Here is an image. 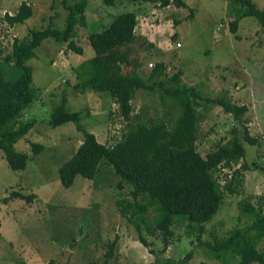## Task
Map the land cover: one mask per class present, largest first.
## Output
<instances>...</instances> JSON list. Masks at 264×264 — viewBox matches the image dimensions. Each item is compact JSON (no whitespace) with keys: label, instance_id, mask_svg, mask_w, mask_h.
Wrapping results in <instances>:
<instances>
[{"label":"rangeland","instance_id":"1","mask_svg":"<svg viewBox=\"0 0 264 264\" xmlns=\"http://www.w3.org/2000/svg\"><path fill=\"white\" fill-rule=\"evenodd\" d=\"M73 1L0 0L1 46L9 51L14 38L29 37L31 30L47 27L62 30L65 7ZM184 1L186 8L168 6V9H162L149 1L119 0V7L115 10L128 12L124 8L133 7V14L138 10L143 13L141 21L136 19V24L146 23L149 29L158 33L159 45L166 50L163 55L155 46L142 52L133 47L130 57H141L138 70L146 74L152 64L163 61L167 65L165 71L168 76L180 70L181 81L195 86L204 97L216 98L225 93V99L233 105L250 103V107L255 105L260 108L263 104L264 108V78L263 87L255 85L248 95L241 86L233 87L229 83L220 93V80L217 78L235 64V58L244 63L249 56L264 57V30L253 18L246 17L240 20L237 33L232 34L230 23L241 14L240 7L233 0ZM22 2L32 9L31 17L22 24L9 26L5 16L16 14ZM252 2L264 12V0ZM108 7L102 0H93L87 7L85 14L93 24L89 22L86 27H77L73 37L82 53L74 52L67 42H57L48 37L27 62L32 67L30 88L35 100L21 118L27 122L34 120V124L14 144L18 151L29 153L24 169L12 170L0 150V264H50V260L53 264H104L106 243L115 235L118 238L114 254L105 264H158L157 259L179 260L189 251L191 258L188 262L191 264H223V258L217 257L210 245L215 239L226 238L250 223L252 214L242 210V204L254 207L260 204V213L264 214V156L260 155L264 154V140L262 137L260 140L264 129L260 125L256 129L253 128L255 125H247L249 135L255 137L258 144L250 145L244 141L246 152L243 160L219 169L214 175L222 186L238 169L240 183L235 186L234 192L220 189L223 202L212 219L205 222L204 233L199 237L201 242L197 240L195 230L188 231L184 223L173 224L171 244L162 254L149 251L150 248L162 247L158 239L150 238L152 244L142 246L132 226L120 220L116 201L125 197L129 186L120 180L106 161L99 163L93 179L76 175L68 187L59 182L58 167L72 155L83 139L72 122L49 126L50 114L61 99L63 109L78 112L79 124L95 133L100 142H114L124 129L117 106L112 104L106 93L89 89L83 92L73 88L85 79L83 63L93 52L87 34L98 33L103 27L106 29L109 26L107 15H115L114 10ZM100 18L102 22L98 24ZM180 41L182 47L178 48L175 43ZM223 61L228 62L226 68H223ZM127 69L125 66L124 70ZM237 82L243 80L238 78ZM243 83L248 88L255 84L251 78L250 83ZM131 106L141 120L166 122L169 126L179 115V106L174 105V100L169 96L161 98L157 89L136 90ZM256 112L254 109L248 116L252 115L259 122ZM236 124L231 113H225L220 106L213 107L199 123L198 152L204 156L214 150L218 142L231 138L230 129ZM238 127L239 135H242L243 127ZM33 142L41 144L39 152L31 151ZM243 162L248 169L241 170ZM12 192L25 194L30 201L13 199ZM3 200L7 202L3 203ZM146 214L151 217L150 210ZM254 245L264 254V235L254 239ZM238 259L239 256L235 255L228 261L236 264Z\"/></svg>","mask_w":264,"mask_h":264},{"label":"trees","instance_id":"2","mask_svg":"<svg viewBox=\"0 0 264 264\" xmlns=\"http://www.w3.org/2000/svg\"><path fill=\"white\" fill-rule=\"evenodd\" d=\"M102 1L111 6L115 0ZM142 1L153 2L159 8L187 7L184 0ZM233 1L240 7L241 14L230 23L232 34L237 33L240 20L246 17L253 18L264 30V12L258 10L252 0ZM87 3L88 0H75L67 4L62 30L51 27L31 30L29 37L14 38L9 51H5L0 43V150L12 170H21L26 166L29 153L18 151L14 144L34 124V120L27 122L21 118L35 100L30 88L32 67L27 62L35 56V49L48 37L57 42H67L74 52L82 53L73 37L77 27H86ZM31 15L32 9L26 2H22L16 14L6 15L5 20L9 26H15L24 23ZM134 25L135 15L125 12L114 17L103 31L88 33L87 41L93 52L83 63L85 79L73 86L75 90L84 92L89 89L106 93L110 97L112 104L117 106L119 118L124 122V129L118 138L112 143L98 141L94 133L79 124L78 112L63 109V99L53 108L48 124L55 127L69 121L83 135L82 142L57 169L60 184L63 187L70 186L76 175L93 179L99 163L106 161L120 180L129 186L125 197L116 201L115 208L120 220L132 226L142 246L151 245L153 240L150 238L158 239L162 247L150 248L149 251L162 254L171 244L173 224L184 223L188 231L195 230L197 240L201 242L199 237L204 233L205 222L212 219L223 202L220 189L234 192L235 186L240 183L238 169L233 171L231 179L222 186L214 175L219 169L243 160L246 152L244 141L251 145L258 144V140L249 135L246 125L248 119L244 116L245 106L227 102L224 95L216 98L202 96L195 86L181 81L180 70L168 76L165 71L167 65L163 61L152 64L146 74L140 72L138 68L141 57H130V53L133 47L142 52L154 47V44L134 34ZM125 66L127 70H124ZM138 89H157L161 98L169 96L174 100V105L179 106V115L172 125L151 119L141 120L133 112L131 99ZM216 106L222 107L225 113H231L237 124L230 129L231 138L218 142L214 150L202 156L196 146L199 123ZM240 125L243 127L242 135H239ZM261 137L264 140V136L260 135V140ZM41 149V144L32 143V152ZM240 167L241 170L248 169L245 162ZM12 197L30 201V197L19 192H12ZM2 202L6 203L7 200ZM242 205V210L252 214L250 223L242 229H236L226 238L215 239L210 245L216 251V256L223 258V264H230L228 258L235 255L239 256L236 264L264 262V254L254 245V239L264 235V214L260 213V204L256 207L247 203ZM148 210L151 212L150 218L146 214ZM117 238L115 235L106 243L104 264L113 256ZM190 258L191 251L179 260L164 258L156 262L191 264L188 262ZM50 264H53L52 260Z\"/></svg>","mask_w":264,"mask_h":264},{"label":"crops","instance_id":"3","mask_svg":"<svg viewBox=\"0 0 264 264\" xmlns=\"http://www.w3.org/2000/svg\"><path fill=\"white\" fill-rule=\"evenodd\" d=\"M93 1V0H88V3H87V7L89 6L90 2ZM119 0H116L114 1L113 4H111V6H109L108 8L110 9H113L114 10V16L113 17H110V13L107 15L108 19H109V24L112 22V20L114 19V17L118 16L120 13H124L125 11L124 10H115L117 7H119ZM107 6V4H106ZM169 7L167 8H164V9H168ZM124 9H128V12H132L133 13V7L129 8V7H125ZM151 9V8H149ZM156 9V8H155ZM163 9V8H162ZM162 9H156L157 11H160ZM87 10V9H86ZM85 13H87V11H85ZM135 25H134V28H133V33L134 34H138V35H141L143 37H145L148 41H151L153 42L154 46L157 47L158 49L161 50V53L163 55H165V52L166 50L162 47H160L159 45V41L157 40L158 38V33H154V31L152 29H149V27L146 26V23H142L139 22V24H136V19L140 20L141 21V16L143 13H140L139 10L136 11L135 13ZM154 16H152L153 18ZM85 22L87 23L86 26H88L89 22H91L89 20V18L87 17V14H85ZM112 18V19H111ZM111 20V22H110ZM98 24L100 22H102V19L100 18L98 21ZM93 22L90 23V25H92ZM105 28L103 27V29L101 31H103ZM100 31V32H101ZM99 33V32H98ZM181 43V46L182 47V42L180 41ZM178 47V48H180ZM246 60V62L244 63H241L240 59H237L235 58L234 61H235V64L230 67L228 69V71L225 73V72H221L220 73V76L217 77L220 82H219V86H218V90L220 93L223 92V88H225L226 86H228L226 83H229L231 86L234 87L237 86V87H242L243 91L245 94H249L250 93V89L253 87H255V85L259 86V87H263V82H262V79L264 78V57H254V56H249L247 59H244ZM222 62V61H221ZM227 61H223V68H226L227 67ZM236 72H238V74H235ZM261 75V76H259ZM258 77V78H257ZM240 78L243 80V82H247V83H250V78L252 79L253 83L255 82V84H251L250 88L246 87V85L243 83V82H237V79ZM257 78V80H260L258 84L257 80L255 79ZM229 79V81H228ZM262 84V85H261ZM135 93V92H134ZM221 95H224L225 96V93H222ZM241 98H243L242 95H239ZM248 102H250V100L248 99ZM242 106H245L246 107V112H245V118L248 119V122L246 125H255L253 126L254 129L257 128V126L264 129V108H263V104H261V107H256L254 105V107H250V103L249 105H247V103H242ZM254 109L257 110L256 112V116L259 117V122L257 120H254V117L251 115V117H249L248 115L251 114V112H254ZM247 115V117H246ZM262 125V126H261ZM261 133V132H260ZM95 134V133H94ZM97 137V136H96ZM258 147V146H257ZM258 152H261V151H258ZM260 155L264 156V154H261Z\"/></svg>","mask_w":264,"mask_h":264},{"label":"built area","instance_id":"4","mask_svg":"<svg viewBox=\"0 0 264 264\" xmlns=\"http://www.w3.org/2000/svg\"><path fill=\"white\" fill-rule=\"evenodd\" d=\"M175 45H177V47H180L181 46V43L180 42H177V43H175Z\"/></svg>","mask_w":264,"mask_h":264}]
</instances>
